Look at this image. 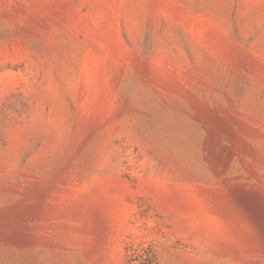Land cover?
Wrapping results in <instances>:
<instances>
[{"label": "rangeland", "instance_id": "obj_1", "mask_svg": "<svg viewBox=\"0 0 264 264\" xmlns=\"http://www.w3.org/2000/svg\"><path fill=\"white\" fill-rule=\"evenodd\" d=\"M0 264H264V0H0Z\"/></svg>", "mask_w": 264, "mask_h": 264}]
</instances>
